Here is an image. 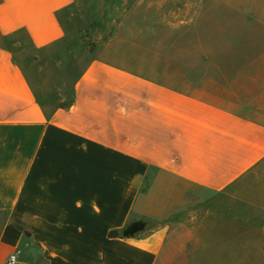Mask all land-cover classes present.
I'll return each mask as SVG.
<instances>
[{"label": "crops", "instance_id": "1", "mask_svg": "<svg viewBox=\"0 0 264 264\" xmlns=\"http://www.w3.org/2000/svg\"><path fill=\"white\" fill-rule=\"evenodd\" d=\"M111 1L217 54L93 58L48 108L21 59L63 40L76 0H0V264H264V0Z\"/></svg>", "mask_w": 264, "mask_h": 264}, {"label": "rangeland", "instance_id": "2", "mask_svg": "<svg viewBox=\"0 0 264 264\" xmlns=\"http://www.w3.org/2000/svg\"><path fill=\"white\" fill-rule=\"evenodd\" d=\"M112 5L111 0H76V4L62 18L63 40L39 52L34 60H29L26 55L20 58L37 97L46 106L69 99L74 76L93 58L107 56L136 67H142L144 62L156 68L162 64L173 71L177 62L188 60L199 52L217 54L216 50L191 48L192 34L168 31L167 18L153 16L151 31L147 32L143 30L142 17L113 16L112 13L118 11L112 9ZM134 22L136 31L129 25ZM248 84L252 87L253 83ZM250 195L253 201L264 206V168L252 181ZM249 215L264 214L252 209ZM177 221L180 224L177 225ZM187 222L189 217L185 215L174 218L171 222L173 231L177 226L182 227L183 223L190 229Z\"/></svg>", "mask_w": 264, "mask_h": 264}, {"label": "built area", "instance_id": "3", "mask_svg": "<svg viewBox=\"0 0 264 264\" xmlns=\"http://www.w3.org/2000/svg\"><path fill=\"white\" fill-rule=\"evenodd\" d=\"M6 264H16V258L14 254L8 256Z\"/></svg>", "mask_w": 264, "mask_h": 264}, {"label": "water", "instance_id": "4", "mask_svg": "<svg viewBox=\"0 0 264 264\" xmlns=\"http://www.w3.org/2000/svg\"><path fill=\"white\" fill-rule=\"evenodd\" d=\"M135 228H136V225H131V226H129V227L125 230L124 234L126 235V234H129V233H132V232L135 230Z\"/></svg>", "mask_w": 264, "mask_h": 264}, {"label": "trees", "instance_id": "5", "mask_svg": "<svg viewBox=\"0 0 264 264\" xmlns=\"http://www.w3.org/2000/svg\"><path fill=\"white\" fill-rule=\"evenodd\" d=\"M81 70H82V69H81ZM81 70H79V71L77 72V74L74 76L73 81H72V85H73L74 81L77 79V77L79 76ZM71 90H72V88H70V91H71ZM39 101H41L40 98H39Z\"/></svg>", "mask_w": 264, "mask_h": 264}]
</instances>
